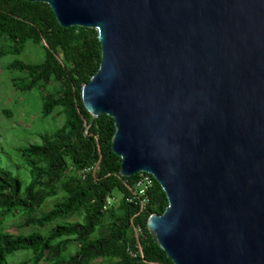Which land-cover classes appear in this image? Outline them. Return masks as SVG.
Masks as SVG:
<instances>
[{"label":"water","instance_id":"1","mask_svg":"<svg viewBox=\"0 0 264 264\" xmlns=\"http://www.w3.org/2000/svg\"><path fill=\"white\" fill-rule=\"evenodd\" d=\"M28 1L96 30L80 99L165 192L146 227L172 262L264 264V0Z\"/></svg>","mask_w":264,"mask_h":264},{"label":"trees","instance_id":"2","mask_svg":"<svg viewBox=\"0 0 264 264\" xmlns=\"http://www.w3.org/2000/svg\"><path fill=\"white\" fill-rule=\"evenodd\" d=\"M0 39L7 42L0 45V58L20 54L26 42L41 47L38 62L15 58L9 63L19 74L12 82L20 91L41 95L44 117L54 110L63 115L61 125L42 135L40 143L18 148L31 175L27 184L0 166V264L19 250L32 253L19 264H90L96 259L99 264H174L146 227L151 213L165 209V192L152 178L145 209L127 200L141 172L120 175V157L111 149L112 117L101 114L89 125L91 115L81 102V85L101 58L96 30L62 27L46 2L0 0ZM115 195L116 202L104 208ZM56 196L50 208L41 210ZM16 215L24 216V225L48 227L46 233L7 232L4 220ZM135 225L142 234H135ZM72 241L76 250L64 257Z\"/></svg>","mask_w":264,"mask_h":264},{"label":"rangeland","instance_id":"3","mask_svg":"<svg viewBox=\"0 0 264 264\" xmlns=\"http://www.w3.org/2000/svg\"><path fill=\"white\" fill-rule=\"evenodd\" d=\"M0 39V45L4 44ZM43 51L40 46L26 42L18 55L7 54L0 58V166L10 169L25 185L31 179L28 166L24 164L18 148L28 146L31 143H40L41 136L59 127L63 121V115L55 110L44 117L41 114V95L34 90L20 91L12 82V78L19 75L14 69L9 68V63L15 58L25 62H38L42 59ZM53 85H49V90ZM10 112V114H7ZM59 196L48 198L41 210L51 207ZM115 195L113 201L116 202ZM76 218H71L70 222ZM78 220V219H77ZM24 216L16 215L7 217L3 222L4 229L12 234H24L33 230L46 233L48 227L24 225ZM77 243L68 244L66 257L76 250ZM32 255L30 251L19 250L6 259V264H19ZM100 259L93 260L90 264H99Z\"/></svg>","mask_w":264,"mask_h":264},{"label":"built area","instance_id":"4","mask_svg":"<svg viewBox=\"0 0 264 264\" xmlns=\"http://www.w3.org/2000/svg\"><path fill=\"white\" fill-rule=\"evenodd\" d=\"M152 178L153 176L150 173L141 172L140 176L136 179L133 185L130 196L127 198L130 203H133L134 205L138 206L141 211L145 209L148 203L150 202L147 191L152 185ZM112 201L113 199L109 197L103 207L105 208L106 206L111 204ZM134 231L136 235L142 234V230L138 225L134 226Z\"/></svg>","mask_w":264,"mask_h":264}]
</instances>
